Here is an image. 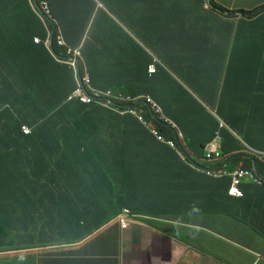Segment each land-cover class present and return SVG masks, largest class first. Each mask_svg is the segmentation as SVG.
Instances as JSON below:
<instances>
[{
	"label": "trees",
	"instance_id": "trees-1",
	"mask_svg": "<svg viewBox=\"0 0 264 264\" xmlns=\"http://www.w3.org/2000/svg\"><path fill=\"white\" fill-rule=\"evenodd\" d=\"M49 1L66 42L72 48H82L83 69L91 78L101 69L108 70L112 80L119 70L124 72L126 93L150 94L157 99L182 130L192 152L203 154L206 143L224 130L218 117L253 146L264 147V135L249 128L251 122L264 119V69L261 62L257 67L247 62L248 56L261 54L228 46L232 40L226 32H235L236 23L221 24L218 9L222 7L214 0L208 9L205 0H173L171 8L166 0ZM227 10L222 9V13ZM9 22H21L30 30L0 31V107H4L0 110V252L32 249L34 240L28 244L25 234L37 222L49 225L59 218L51 211L37 213L36 204L27 198L29 185L63 183L65 177L60 175L69 168L84 169L94 174L97 195L103 189L105 200L114 197L121 206L130 194L123 186L128 177L117 174L124 166L152 159L158 161L153 162L156 172L163 166L170 171L190 166L168 144L153 135L148 138L132 115L68 99L76 86L74 72L60 61H70L72 51L57 47L56 42L52 50L34 43L35 36L43 41L47 32L28 0H0V25ZM48 22L55 29V38L57 26ZM124 28L141 39L163 64H157L154 74L148 73L154 57ZM223 42L227 43L225 48ZM228 92L234 93L233 98ZM234 103L236 110L230 111ZM136 105L143 108L140 110L147 108L142 101ZM155 122L166 138L174 136L163 121ZM23 126L31 129L29 135L23 133ZM122 129L140 134L137 138L141 140L128 141ZM226 137L227 146H240L239 138L227 130ZM231 152L227 147L225 153ZM169 156L177 158L160 162ZM142 157L137 163L125 161ZM115 187L120 189L117 195ZM118 211L108 214L105 223H96L91 221V212L72 209L81 223L83 238L116 218Z\"/></svg>",
	"mask_w": 264,
	"mask_h": 264
},
{
	"label": "crops",
	"instance_id": "crops-1",
	"mask_svg": "<svg viewBox=\"0 0 264 264\" xmlns=\"http://www.w3.org/2000/svg\"><path fill=\"white\" fill-rule=\"evenodd\" d=\"M217 1L239 10L264 6V0ZM261 24V20H241L239 29L256 31ZM15 28L20 32L29 31L24 24ZM176 158L171 160L169 156L160 162H172ZM154 161L118 171V175L128 177L123 186L130 192L129 200L121 206V201L111 192L113 200L104 199L103 189L98 196L94 174L84 169L69 168L64 174L66 183L29 185L27 198L36 204L37 213L51 211L59 218L49 225L37 222L36 227L25 234V240L28 244L34 240V245L45 248L19 251L15 262L31 264L20 256L47 254L53 264H170L176 257L182 260L181 264H193V255L186 257L181 248L192 238L191 242L200 245L201 250L223 256L216 264H264V222L253 224L250 219L260 207L259 199L246 197L238 201L228 196L226 182L220 185L225 192L221 195L215 180L186 174L184 167L170 171L163 166L156 172ZM119 191L115 187V195ZM127 204L136 215L128 224L119 225L116 217L92 236H81V223L76 221L72 209L91 212V221L105 223L108 214L120 211ZM12 263L14 261L6 262ZM200 264L215 263L203 261Z\"/></svg>",
	"mask_w": 264,
	"mask_h": 264
},
{
	"label": "clouds",
	"instance_id": "clouds-1",
	"mask_svg": "<svg viewBox=\"0 0 264 264\" xmlns=\"http://www.w3.org/2000/svg\"><path fill=\"white\" fill-rule=\"evenodd\" d=\"M212 0H205V9L213 7L211 5ZM219 4L222 9L232 10L233 13H229L218 9L219 17L222 19L221 24L226 26L228 22L236 23V31L229 30L226 32L227 39L231 37V42L228 46L232 49L237 47H243L249 51H255L256 54H261L259 56H248L247 62L252 66L257 67L261 62V68L264 69V19L261 18L264 15V6L256 8L254 10L248 9H237L233 7H225L217 0H214ZM30 8L37 15L38 19L43 24L46 30V37L42 41L38 36L34 37V43L39 44L43 43L47 50L53 49V43L56 42L57 47L67 48L69 51H72L70 61H60L62 63L68 64L74 72V78L76 86L68 96V99L78 98L82 103L86 105H99L105 109H108L110 112H115L119 114H130L138 120V123L144 128H139L141 131H146L149 134L150 138L152 135L155 136L158 140L165 142L171 148L177 152V157L180 156L182 159L189 161V167L184 168L186 174H194L195 176H207L216 181L217 186L219 187L220 194H225L224 190H221L220 185L222 182H226V193L228 196L237 199L238 201L245 199L246 197L259 199L260 207L256 208L251 215V221L253 224L264 222V147H256L250 144L243 135H239L233 126L226 122L224 119L219 118L221 126L224 130L219 131L216 135L206 143L204 147V153L198 154L192 152L183 137V132L177 123L167 116L164 112L162 105L153 98L150 94H141L139 96H132L126 94L125 83H122L126 79L124 72L119 70V73L115 80L109 78L107 71L105 69L96 70L91 78V75L88 70L83 69L84 63L83 58L81 57V49L72 48L65 40V37L62 33V30L57 23V20L52 16V11L50 8L49 0H28ZM173 0H166L165 4L170 8L173 6ZM24 10H20L21 16H23ZM248 13V15H247ZM261 13V14H260ZM257 15H259L257 17ZM241 20H248L250 22L261 20L262 24L256 28V31L252 30H240L239 23ZM52 21L56 26L57 34L54 38L55 29L52 30L49 26V22ZM22 24L21 22H9L7 24L0 25V31H18L15 26ZM25 25V24H24ZM27 27V26H26ZM28 28V27H27ZM29 29V28H28ZM30 30V29H29ZM136 41L139 46H141L145 51H147L151 56L154 57V63L148 66L149 75L154 74L157 70V64L163 66V64L150 52V50L145 46L141 39L135 37L132 32L127 28H124ZM235 30V29H234ZM223 48L227 46L226 42L221 44ZM53 52V51H52ZM55 56V55H54ZM56 57V56H55ZM57 58V57H56ZM261 58V59H260ZM59 59V58H57ZM173 74V73H172ZM183 85L185 83L176 75H174ZM187 87V85H185ZM188 88V87H187ZM191 94L194 98L198 99L197 94L190 89ZM264 94V91L262 92ZM229 98H233L234 93L228 92ZM236 97V96H235ZM193 98V99H194ZM219 100L216 98V101ZM137 101H142L146 104L147 108L144 110L141 107L136 105ZM238 101L237 98L235 102ZM236 104L232 105L230 111H235ZM179 108V105H178ZM189 108V107H188ZM4 107H0L2 111ZM210 111H213L208 107ZM178 111H182L180 108ZM215 112V111H213ZM163 121L169 129L173 132L174 136L166 138L158 129L157 125L154 124L155 120ZM156 123V122H155ZM138 128V127H137ZM249 128L254 131L264 135V119L255 123L251 122ZM225 130L234 134L241 141L240 146H233L229 144L227 146V139H225ZM22 131L25 135L31 133V129L28 126H23ZM128 136V141H139L141 139L137 138L140 134H135L126 129H122V132ZM120 134V131L118 132ZM147 139V138H146ZM232 150L231 153H225L226 148ZM142 158H128L125 161L130 163H137L143 160ZM239 159V160H238ZM238 160V161H236ZM128 167V166H124ZM64 176V175H60ZM65 177V176H64ZM49 184L47 182L37 183V184ZM51 183V182H50ZM63 183H66V179ZM35 184V183H34ZM204 213V212H203ZM117 220L119 225L125 226L130 222V219L136 217L135 212L132 211L130 206H122L120 211L117 213ZM192 238H189L185 241V244L181 246L184 250L186 257L188 254L193 255V264H200L203 261H211L213 263H218L221 258L217 257L216 254L212 253L210 250H201L200 245L192 243ZM81 242V241H78ZM43 246H36L33 244L32 249H22L18 251H5L0 252V262L6 264L7 261H14L12 264H25L22 261H16V257H8L6 255L16 254L19 251H43ZM209 251V252H207ZM25 255V254H24ZM23 256V255H22ZM26 258L23 260H29L31 264H50V260L47 254L43 255H25ZM223 261V260H222ZM182 260L179 257H176L174 260L171 259L170 264H181ZM187 262V258H185Z\"/></svg>",
	"mask_w": 264,
	"mask_h": 264
},
{
	"label": "rangeland",
	"instance_id": "rangeland-1",
	"mask_svg": "<svg viewBox=\"0 0 264 264\" xmlns=\"http://www.w3.org/2000/svg\"><path fill=\"white\" fill-rule=\"evenodd\" d=\"M227 12H231V13H233V11L232 10H227ZM247 15H248V13H247ZM147 243H145V245H146ZM207 252H209V251H207ZM6 256H8V257H17V255L16 254H10V255H6ZM216 256L217 257H219V258H221V259H223V256L221 255V254H216ZM21 258H23V256H20Z\"/></svg>",
	"mask_w": 264,
	"mask_h": 264
},
{
	"label": "bare ground",
	"instance_id": "bare-ground-1",
	"mask_svg": "<svg viewBox=\"0 0 264 264\" xmlns=\"http://www.w3.org/2000/svg\"><path fill=\"white\" fill-rule=\"evenodd\" d=\"M222 10V9H221ZM82 49V48H81ZM66 50H68V49H66ZM55 51V50H54ZM67 52V51H66ZM61 63V62H60ZM126 94H128V93H126ZM106 111H107V109H106ZM112 113V112H111ZM119 114V113H118ZM134 212V211H133ZM141 211H139V213H140ZM144 213V212H143ZM153 213V212H152ZM158 213V212H157ZM140 214H142V213H140ZM139 214V215H140ZM98 217V216H97ZM141 218V217H140Z\"/></svg>",
	"mask_w": 264,
	"mask_h": 264
}]
</instances>
